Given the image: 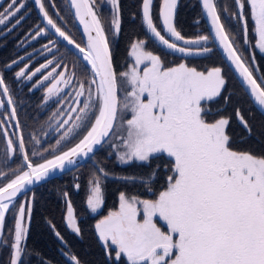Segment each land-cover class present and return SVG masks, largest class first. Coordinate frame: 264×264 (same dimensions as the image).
I'll list each match as a JSON object with an SVG mask.
<instances>
[{
	"label": "snow or ice",
	"instance_id": "obj_1",
	"mask_svg": "<svg viewBox=\"0 0 264 264\" xmlns=\"http://www.w3.org/2000/svg\"><path fill=\"white\" fill-rule=\"evenodd\" d=\"M70 2L76 18L84 27L87 36L85 47L76 43L56 23L45 7L44 0H34L44 21L83 54L93 74L87 86L83 81L77 82L69 110L53 113L49 119L68 117L57 127L58 133L63 131L56 145L85 122L90 126L74 146L40 163L32 162L25 151L23 136H18V152L26 167L12 170L11 178L0 171V177L6 179L5 183L0 184V231L5 226L10 206H14V199L27 185L42 180L57 168L63 169L66 164H73L77 157L92 153L94 146L100 145L119 126L125 132V135L117 137L123 146V150L116 153L120 162L148 161L154 153H165L173 161L171 172L174 175L167 177L166 188L155 199H140L125 192L119 193V208L109 211L95 224L99 239L106 248L110 242V245L115 246L116 257L120 258L123 254L128 264H264V156L231 149L230 137L226 133L229 120L221 117L208 122L202 114V101L217 97L226 83L221 68L213 67L202 72L185 63L165 67L159 55L145 50L144 40H137L131 44L130 51L134 63L118 74L113 68L104 26L94 6L95 0ZM234 2L238 11L230 13V16L243 24L245 42L248 27L244 9L247 4L258 36L257 47L264 51V0ZM152 3L153 0H142V19L162 45L185 55L210 51L201 45L202 41L210 39L208 35L185 38L177 30L174 23L177 0H163L160 8L163 31L168 34V38L154 23L150 13ZM111 4L114 9L111 24L118 32V2L111 0ZM23 6V0H10L7 7L0 9V25H7L14 20L13 27L18 26L23 17H16ZM202 7L215 39L249 86L255 102L264 108V82H258L239 54L235 46L236 38L222 21L216 0H202ZM224 11H228L227 7ZM45 31L39 28L32 39ZM178 41H182L183 45ZM45 48L50 51L47 46ZM15 63L13 60L12 64ZM52 63V60H48L34 71H26L29 65L25 64L15 72V77L31 80ZM59 67L52 68L42 76V80L36 82L41 84L52 78V83L45 89V101L61 94L74 83V73L69 75L61 71L54 75ZM121 90L124 91L123 100L119 97ZM145 94L146 99H143ZM59 103H68V98ZM0 107L9 110L4 114V119L17 121L15 127L19 132L15 98L2 75ZM126 111H130L131 118L125 120L123 113ZM236 115L250 133L251 129L239 110ZM3 128L4 121H0V129ZM3 134L6 155L11 157L17 151L16 144L8 138L7 131ZM32 140L35 145L41 143L36 136ZM112 147L118 146L113 144ZM47 151L34 150L32 155L43 157ZM106 175L105 169L98 167L89 180L87 206L93 212L104 203L101 177ZM64 195L67 196V193ZM31 212L30 201L20 203L14 214L10 243L8 239H0V246L10 248L9 264H20L24 251L22 242L28 232L24 221L26 215L30 218ZM141 212L142 220L138 219ZM154 217L164 222L166 231L158 226ZM65 219L68 227L79 233L71 202L67 203ZM69 258L74 264H80L75 255Z\"/></svg>",
	"mask_w": 264,
	"mask_h": 264
},
{
	"label": "trees",
	"instance_id": "obj_2",
	"mask_svg": "<svg viewBox=\"0 0 264 264\" xmlns=\"http://www.w3.org/2000/svg\"><path fill=\"white\" fill-rule=\"evenodd\" d=\"M8 1L9 0H5L3 5ZM161 1L162 0H153L150 10L154 23L159 28ZM96 2L99 4V16L105 26L112 63L117 73L123 68L127 59L129 47L135 40H147L146 49L150 48L153 53L159 55L166 63L172 62V64H178L179 61L187 60V63L193 65L196 69L221 68L226 77V83L217 98L210 102V111L209 109L205 111V116H207L205 118L207 120L210 119L211 122L219 117H224L229 120V124L226 126V133L230 137L229 146L231 149L236 151H249L257 156H264V116L252 104L251 100L214 47L211 39H209L208 44L210 48L209 53L191 57H181L165 51L150 38L143 25L141 13L142 0H117L120 13V29L118 33L113 32L111 24L114 12L111 11L109 6L101 5V0H96ZM216 2L220 10L222 21L225 22L226 28L236 38L235 46L239 53L242 55L243 59L245 58V62L251 69L253 68L251 63L253 61L251 59L253 58L258 72L264 81V53L257 51L254 47L256 36L253 32L254 24L249 15L247 4L245 5L244 11L247 18L248 32L247 45L244 46V34L241 23L230 16V13L238 11L234 0H216ZM44 3L49 14L56 23L68 33L75 42L82 45L81 36L66 0H44ZM225 7L228 9L227 12L224 11ZM53 8L58 15H55ZM26 9L29 13L22 22L0 38V71L7 84H10V89L13 91V96L17 105L20 129L26 139L24 141L26 149L28 150L29 147L33 148V142L28 138V135H25V132L37 131L46 121L47 115L45 116L44 113H41L43 108L40 106L42 100L40 91H42V89L40 88L38 91L29 92V84L20 89L19 86H17V81L13 80L12 75L21 67V64L13 66L10 70H7L5 65L19 57L21 53H26L28 50L30 52L34 47L46 41L54 40L59 47V51L62 50L61 53L65 56L64 62L66 68L68 70H73L80 80H84L89 76L85 65L47 31L45 37L38 38L25 50L17 51L16 43L22 40L23 36L32 27L38 24L40 28H44L30 0L27 2ZM174 23L177 30L180 31L185 38H195L203 34L209 36L197 0H179ZM249 49L252 52H250ZM252 71L254 72L253 69ZM237 110L240 111L244 120L247 121L251 129L250 133L245 129L237 117ZM86 128L87 127H83L79 131H75L70 137L61 141L59 145H55L54 140H48L47 148H51L55 145V149L45 152L43 157L34 158L33 162H37L66 148L80 138ZM3 146L0 136V159L5 152ZM104 146L105 144L94 153L92 160H94L99 167H103L107 174L120 177L147 178L148 181L117 180L102 176L101 185L104 193V203L97 214L90 213L86 205V198L89 192V180L92 179L93 174L97 172L96 166L90 161H86L79 167L34 187L25 194L27 197H32V212L27 226L28 232L24 240V251L22 252L20 264H72L66 258L65 254L75 255L80 264H128L124 256L115 259L114 249L105 250L96 232L95 224L100 217L107 215L109 211L117 208L120 192H125L129 196L136 195L146 197V199L157 196L162 185L165 183V178L169 174L168 170L171 169L173 161L163 154H157L148 160V166H140L142 165L141 163L120 165L115 161V158L108 153L107 148ZM12 161L10 164L12 169L22 168L23 164H21V157L18 149L15 152L13 163ZM153 170H155L154 179L149 181ZM5 172H8V169ZM65 193H67V196L64 195ZM68 202L72 204L73 215L77 219V225L80 229L79 233L71 231L67 226L65 217ZM13 225V214L12 211H10L6 215L2 236V239H8L9 243ZM57 233H59V236ZM9 258L10 248L0 246V264H9Z\"/></svg>",
	"mask_w": 264,
	"mask_h": 264
},
{
	"label": "rangeland",
	"instance_id": "obj_3",
	"mask_svg": "<svg viewBox=\"0 0 264 264\" xmlns=\"http://www.w3.org/2000/svg\"><path fill=\"white\" fill-rule=\"evenodd\" d=\"M4 1L5 0H0V9H2V8H5V7H7V5H8V3H10V0L5 4V5H3V3H4ZM18 2H19V0H18ZM27 2H28V0H23V4H24V6H23V8L21 9V11H20V13H19V15L16 17V19H19L21 16L23 17V19L25 18V16H27L28 15V13H29V11L26 9V6H27ZM162 3H163V0L161 1V5H162ZM1 5H3V6H1ZM101 5H106V6H109L110 8H111V11L112 12H114V9H113V6H112V4H111V0H101ZM161 5H160V8H161ZM94 6H95V8L97 9V11H98V15H100L99 14V4H97V2H96V0H95V4H94ZM53 12L55 13V15H58L57 14V12H56V10L53 8ZM160 13V12H159ZM14 23H15V21L13 20L12 22H9V23H7V25H0V38L2 37V36H4V35H6L7 33H9L11 30H13V28H15V27H13V25H14ZM103 23V22H102ZM103 26H104V24H103ZM158 27V26H157ZM40 27L38 26V24L37 25H35L34 27H32L24 36H23V38H22V40H20L19 42H17L16 43V46H17V51H22V50H25L30 44H32V43H34L38 38H40V37H45L46 35H47V32L45 31L41 36H39V37H36L35 39H32V36H34L35 35V32L39 29ZM162 28V26H161V20H160V28L158 27V29L159 30H161V32H162V34H164L165 36H166V38H168V35L163 31V28ZM45 29V28H44ZM112 29H113V32H115L116 33V30L113 28V26H112ZM104 30H105V26H104ZM253 32H254V34H255V36H256V40H255V43H254V47H255V49L257 50V51H259V52H261V53H264V51H261V49L259 48V47H257V39H258V36H257V34L255 33V30H254V26H253ZM243 34H244V32H243ZM105 35H106V32H105ZM203 35H206V34H203ZM106 38H107V35H106ZM52 43L51 44H49V41H46L45 43H43V44H41V45H38V46H36V47H34L30 52H29V50H28V52H26V53H21V55L19 56V57H17L16 59H13V60H15L16 61V63L15 64H12V61H10L8 64H6L5 65V68L7 69V70H10L13 66H17V65H19V64H21V67H19V69L20 68H22V67H24V65L25 64H28L29 65V68L26 70V71H34V69L36 68V67H39V65L40 64H42V63H46L48 60H52L53 61V63L49 66V68L47 69V70H42L41 71V73H37L31 80H28V79H24V78H16L15 77V73H13V75H12V78H13V80H15V81H17V86H19V88L21 89V88H24L25 86H27L28 84V90H29V92H33V91H38L40 88L42 89V91H40V93L42 94V100H41V104H40V106L43 108L42 109V111H41V113L43 114V110H44V108L46 107V106H50L51 105V108L53 107V110L52 111H50V112H48V114H45V116H46V121L44 122V124H43V126L41 127V128H39L37 131H30V132H25V135H28V138L33 142L32 143V145H33V148L32 147H29L30 149H31V153L35 150V151H39V152H43V150L44 149H48V151H52V150H54L52 147L50 148H47V146H48V140L50 141V140H52V139H48V137H47V134H48V130H50L52 127H53V125L56 123V122H58L56 119H49V117H51L52 115H53V113H58V110L61 108L60 106V103H59V96L62 94H59V95H57V96H54V97H51L49 100H47V101H45L44 100V93H45V89L48 87V86H50V84L52 83V78H49V80L48 81H43L41 84H37L36 82L38 81V80H42V76L43 75H46L47 74V72L48 71H51V69L52 68H54V67H57V65H60V67L57 69V73L56 74H54V75H58V73L59 72H61V71H66L69 75H71V73L67 70V68L65 69V68H63L62 69V61L60 60V56L62 55V53H61V51H59V47L57 46V44L55 43V41L54 40H50ZM107 41H108V39H107ZM136 41V40H135ZM135 41H133V42H135ZM145 41V50H149V51H152L150 48H148V49H146V43H147V40H144ZM132 42V43H133ZM244 42H245V37H244ZM131 43V44H132ZM177 43H179V44H181V45H183V42L182 41H178ZM208 44H209V40L207 41V42H201V45H203L204 47H207V48H209L208 47ZM245 45L244 46H246L247 45V42H245L244 43ZM45 46H47V48L48 49H50V51H48V50H46V48H45ZM193 47H195V46H193ZM249 47V46H248ZM247 47V48H248ZM61 48V47H60ZM210 49V48H209ZM130 51H131V45H130V47H129V52H128V55H127V59H126V61H125V63H124V66H123V68H121V71L120 72H123V71H126L127 70V68H128V66L130 65V64H133L134 63V58L133 57H131L130 56ZM166 51V50H165ZM249 51H250V49H249ZM239 52V51H238ZM250 52H252V51H250ZM60 53H61V55H60ZM207 53H209V52H204V53H201V55H204V54H207ZM153 54H155V53H153ZM240 54V53H239ZM157 55V54H156ZM251 57V56H250ZM21 58H23V59H21ZM162 60V63L164 64V66L165 67H171V66H175V65H178V64H180V63H185L188 67H193V65H189L188 63H187V60H183V61H179V63L178 64H172V62H165V61H163V59H161ZM244 60H245V58H244ZM253 62H251L252 63V69L254 70V72H255V69L257 68L256 67V64H255V62H254V60H253V58L251 59ZM60 61V62H59ZM35 62H37V63H35ZM9 65H11L10 67H9ZM34 65V66H33ZM33 66V67H32ZM256 67V68H255ZM32 68V69H31ZM196 68V67H195ZM19 69H17L16 71H18ZM209 69H211V68H202V69H198L197 68V70L198 71H202V72H207ZM119 72V73H120ZM118 73V74H119ZM221 74H222V76H223V78L224 79H226V77L224 76V74H223V72H222V70H221ZM84 82V81H83ZM86 84V83H85ZM10 85V84H9ZM8 85V86H9ZM33 85H36L35 87H33ZM75 85H76V83H75ZM224 87V86H223ZM222 87V88H223ZM130 90V89H129ZM222 90V89H221ZM119 97H120V99L121 100H123V98H124V91L123 90H121L120 91V93H119ZM143 99H146V94H145V96L144 97H142ZM215 98H217V97H213L212 99H210V100H205V101H202V108H203V115H204V118L205 117H207V116H205V111L206 110H208L209 109V111H210V102L213 100V99H215ZM16 102V101H15ZM53 104V105H52ZM17 106V105H16ZM2 108L3 107H0V121H4V128L3 129H0V136H1V142H2V144L4 145L3 146V150L5 151L4 152V154L2 155V157H1V159H0V171H3V172H5L7 169H8V172H5V174L9 177V178H11V173H12V170H15V169H18V168H14V169H12V166H10V164H11V161L13 160L14 161V158H15V152L13 153V155L11 156V157H8L7 155H6V139H5V137H4V131H7V133H8V138H10V139H12L13 141H14V143L16 144V147H17V149H18V144H17V138H16V136L14 135V133H13V128H12V126H10L9 127V125H11L10 123H11V121H8V120H5L4 119V114L6 113V111H3L2 110ZM45 113H47V112H45ZM50 113V114H49ZM123 117H124V119L126 120V119H129V118H131V113H130V111H126V112H124L123 113ZM219 118H221V117H219ZM206 119V118H205ZM18 121H19V118H18ZM206 121H208V122H211L210 121V119L209 120H207L206 119ZM215 121V120H214ZM19 124H20V122H19ZM90 124H88V126H89ZM87 126V127H88ZM87 129V128H86ZM85 129V130H86ZM85 132V131H84ZM83 132V133H84ZM123 135H125V132L122 130V129H120L119 128V126L113 131V134L112 135H110L109 137H108V139L105 141V148H107V150H108V153H110V155L111 156H113L114 158H115V161L118 163V164H129V163H141L142 165H140V166H148L147 164V162L148 161H136V160H133V161H129V162H127V163H122V162H120L119 160H118V158H117V151L118 150H123V146H122V142L119 140V139H117V137L118 136H123ZM33 136H36L37 138H39L40 139V141H41V143H40V145H35L34 144V141L32 140V137ZM59 139V138H58ZM113 144H116L118 147L117 148H113L112 147V145ZM55 145H56V142H55ZM47 151V152H48ZM45 153V152H44ZM157 154H163V155H165L166 157H168L167 156V154H165V153H154V154H152V155H150V157H149V160H150V158H152L153 156H156ZM32 155V154H31ZM50 156V155H49ZM32 157L33 158H37V157H41V156H33L32 155ZM169 158V157H168ZM171 159V158H170ZM42 160V159H41ZM13 161H12V163H13ZM40 161V160H39ZM21 164H22V161H21ZM10 166V167H9ZM24 166H22V168H23ZM5 168H7V169H5ZM11 172V173H10ZM168 172H169V174L166 176V178H165V183L162 185V188H161V190L160 191H162V190H164V188H166V186H167V177L169 176V175H174V173H172L171 172V169L170 170H168ZM152 174H151V177H150V179H149V181H151V180H153L154 179V175H155V170H153L152 172H151ZM104 177V176H103ZM106 178V177H105ZM127 178H132V177H127ZM134 180H137V181H141V182H144V181H148V179L147 178H136V179H131V180H128V181H134ZM0 184H2V183H5L6 182V179L4 178V177H0ZM165 185V186H164ZM164 186V187H163ZM159 187H161V186H159ZM90 194V184H89V192H88V195ZM159 194V193H158ZM87 195V196H88ZM130 196H133V195H130ZM136 196V195H135ZM158 196V195H157ZM157 196H154V197H151L150 199H155ZM138 198H140V199H146V197H140V196H137ZM31 200H32V197L31 196H25V194L22 196V197H20L19 199H17V200H15L14 201V206H11L10 207V211H12V214H13V219H14V214H15V212L18 210V208H19V205H20V203H22V202H26V201H30L31 202ZM86 205H87V198H86ZM101 208H102V205H101V207L100 208H98L95 212H93V211H91V209H89L88 208V206H87V209L90 211V213H92V214H97L100 210H101ZM119 208V203H118V206H117V208L116 209H113V210H111V211H115V210H117ZM9 211V212H10ZM8 212V213H9ZM7 213V214H8ZM108 214V213H107ZM66 215H67V213H66ZM106 216V215H105ZM104 216H102V217H100L98 220H100V219H102ZM138 219H143V214H142V212H141V214L138 216ZM154 219L157 221V223H158V226H160L161 228H162V230H167V228H166V225L164 224V222H162V221H160L159 220V218L158 217H154ZM97 220V221H98ZM28 222H29V218L27 217V215H26V218H25V221H24V223L28 226ZM76 222H77V219H76ZM66 223H67V221H66ZM68 226V225H67ZM71 231H73L71 228H69ZM75 232V231H74ZM23 244H24V241L22 242ZM103 243V245H104V247H105V244H104V242H102ZM109 249H114V257H115V259H118L117 257H116V255H115V246H112V245H110V242H109V247L108 248H106L105 247V250H109ZM65 256H66V258L72 263V264H74V262L69 258L71 255H68V254H65ZM121 256H123V254L121 255ZM21 257H22V254H21ZM125 259L127 260V258L125 257Z\"/></svg>",
	"mask_w": 264,
	"mask_h": 264
},
{
	"label": "water",
	"instance_id": "obj_4",
	"mask_svg": "<svg viewBox=\"0 0 264 264\" xmlns=\"http://www.w3.org/2000/svg\"><path fill=\"white\" fill-rule=\"evenodd\" d=\"M31 1V4H32V6H33V9L35 10V12H36V14H37V16H38V18H39V20H40V22H41V24L43 25V27L46 29V31L48 32V33H50L52 36H54V38L56 39V40H58L61 44H63L66 48H68L84 65H85V67L87 68V71H88V74H89V76H90V80L92 79V71H91V66L83 59V54H81L80 52H79V50L78 49H76L75 48V46L74 45H70V44H68V42L67 41H65L62 37H60L56 32H55V30L54 29H52L51 28V26H49L48 24H47V22L46 21H44V19H43V16L41 15V13L39 12V9H38V7L35 5V3H34V0H30ZM178 1L179 0H177V7H178ZM198 1V4H199V7H200V10H201V13H202V16H203V20H204V22H205V26H206V28H207V30H208V33H209V37H210V39H211V41H212V43L214 44V47L217 49V51L219 52V54H220V56H221V58L224 60V62H225V64L228 66V68L231 70V72L233 73V75L235 76V78L237 79V81H238V83L240 84V86H241V88L244 90V92L247 94V96L249 97V99L251 100V102H252V104L255 106V108L264 116V108H262L261 106H259L256 102H255V100H254V98L252 97V95H251V92H250V88H249V86L245 83V81H244V79H243V77L240 75V73H239V71L236 69V67H235V65L228 59V56H227V53H225L224 52V50H223V48L221 47V45L219 44V41L218 40H216L215 39V36H214V34H213V32H212V28H211V24H210V21H209V19H208V17H207V15H206V13H205V11H204V9H203V7H202V0H197ZM66 3H67V5H68V7H69V10H70V12H71V14H72V17H73V19H74V22H75V25H76V27H77V29H78V32H79V34H80V36H81V39H82V47H85L86 45H87V36L85 35V33H84V27H83V25L80 23V21L76 18V15H75V9L71 6V2H70V0H66ZM177 7H176V10H177ZM176 10H175V15H176ZM238 10V9H237ZM141 13H142V7H141ZM119 16H120V13H119ZM174 19H175V16H174ZM143 20V19H142ZM160 20H161V18H160ZM241 23V22H240ZM143 25H144V28L146 29V31H147V33L149 34V36L151 37V39L159 46V47H161L162 49H164V50H166V51H168V52H170V53H172V54H175V55H179V56H183V57H186V56H196L195 54L194 55H185V54H182V53H179V52H175V51H173V50H171V49H168V48H166L164 45H162L158 40H156V38L150 33V31L147 29V26L143 23ZM161 25H162V20H161ZM241 26H242V28H243V24L241 23ZM162 28H163V25H162ZM117 32V31H116ZM243 32H244V30H243ZM118 33V32H117ZM105 37H106V35H105ZM244 37H245V34H244ZM107 39V38H106ZM77 43V42H76ZM109 51H110V48H109ZM110 53H111V51H110ZM112 58V57H111ZM113 64V63H112ZM247 64V63H246ZM247 66H249L248 64H247ZM113 68H114V66H113ZM249 68H250V66H249ZM256 68V67H255ZM250 70L252 71V69L250 68ZM253 72V71H252ZM253 75H254V77L258 80V82H264L263 80H262V78H261V76H260V74H259V72H258V69L256 68L255 69V73L253 72ZM94 87V86H93ZM92 119H94V116H93V118ZM13 122V126H14V128H15V136H16V138H18V136H20L21 135V132L19 131H17V129H16V127H15V125H16V123H17V121H12ZM90 126V125H89ZM88 126V127H89ZM88 127H87V129L85 130V132L80 136V138H78L75 142H73L72 144H70L69 146H67L66 148H64V149H62V150H60V151H65V150H67L68 148H70V147H72V146H74L82 137H83V135L84 134H86V132H87V130H88ZM108 139V137L107 138H105V140L100 144V145H96V146H94V150H93V152L92 153H89L87 156H81V157H77L76 158V160H75V162L73 163V164H66L65 165V167L63 168V169H60V168H57V169H55V170H53V171H51L50 173H49V175L47 176V177H45V178H43L42 180H40V181H36V182H34L33 184H31V185H27L26 186V188L24 189V190H22V192L20 193V194H18V196L14 199V201L15 200H17V199H19L20 197H22L24 194H26L27 192H29V191H31L34 187H37V186H39V185H41V184H43V183H45V182H47V181H49V180H51V179H53V178H56V177H59V176H61V175H63V174H65V173H67V172H69V171H71V170H73V169H75V168H77V167H79L80 165H82L84 162H86V161H90L94 166H96V168H98L99 166L96 164V162L94 161V160H92V157H93V155H94V153L105 143V141ZM17 140V139H16ZM17 144H18V140H17ZM25 151H26V149H25ZM60 151H58V152H55V153H53L52 155H54V154H58ZM52 155H50V156H48V157H46V158H44V159H50L51 158V156ZM20 157H21V161H22V164H23V166L24 167H26V165L24 164V161H23V159H22V156L20 155ZM43 160V159H42ZM42 160H40V161H37V162H33V163H40V162H42ZM104 177H106V178H109V179H117V180H131V179H136V178H128V179H126L127 177H120V176H114V175H109V174H107L106 176H104ZM11 207V206H10ZM7 215V214H6ZM2 236H3V230L2 231H0V239H2Z\"/></svg>",
	"mask_w": 264,
	"mask_h": 264
},
{
	"label": "flooded vegetation",
	"instance_id": "obj_5",
	"mask_svg": "<svg viewBox=\"0 0 264 264\" xmlns=\"http://www.w3.org/2000/svg\"><path fill=\"white\" fill-rule=\"evenodd\" d=\"M167 34V33H166ZM151 38V37H150ZM56 43V42H55ZM155 43V42H154ZM156 44V43H155ZM60 55H61V53H60ZM182 57V56H181ZM186 57H189V56H186ZM64 58H65V56L62 54L61 56H60V60L62 61V69L63 68H65L66 69V66H65V62H64ZM60 62V61H59ZM68 70V69H67ZM70 73H71V75L74 73L75 74V78H74V83H73V85L72 86H70V87H68L67 89H65L63 92H62V94L58 97L59 98V101L60 100H62V99H65V98H68V103H65V104H60L61 106V108L58 110V112H60V111H68L69 110V108H70V106H71V104H72V100H71V96H74V92H73V88L76 86L75 85V83L77 84V82H79V81H84L85 83H86V86H87V83L90 81V76H89V74H88V78H86V79H84V80H80V79H78V76L76 75V73L75 72H73V70H68ZM88 72V71H87ZM0 75H2L3 76V74H2V72L0 71ZM10 88V87H9ZM12 91V90H11ZM12 93H13V91H12ZM53 105V104H52ZM2 110L3 111H9L6 107H3L2 108ZM53 110V107L51 108V105L50 106H46L45 108H44V110H43V113L44 114H48V112H50V111H52ZM45 112H47V113H45ZM19 118V117H18ZM68 117H60V119L59 120H57L58 122H56L54 125H53V127L50 129V130H48V134H47V137H48V139H52V140H54V143L56 142V140L59 138V136L62 134V131H61V133H58L57 132V127H58V125L64 120V119H67ZM93 118V116H91V119ZM19 122V121H18ZM11 126H12V128H13V133H14V135H15V128H14V126H13V122L11 121ZM88 122H85L84 124H82V126L80 127V128H78V129H76V130H74V132L75 131H79L80 129H82L83 127H87L88 126ZM20 131H21V129H20ZM73 132V133H74ZM21 134H22V136H23V138H24V134L22 133V131H21ZM72 134H70V136H71ZM69 136V137H70ZM24 140H26L25 138H24ZM26 149V148H25ZM26 153L29 155V157L31 158V160H32V162H33V157H32V153H31V149L29 148L28 150L26 149Z\"/></svg>",
	"mask_w": 264,
	"mask_h": 264
}]
</instances>
